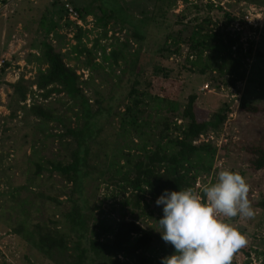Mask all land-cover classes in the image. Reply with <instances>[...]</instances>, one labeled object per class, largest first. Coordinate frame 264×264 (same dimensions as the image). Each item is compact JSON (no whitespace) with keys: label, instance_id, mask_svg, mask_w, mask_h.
<instances>
[{"label":"rangeland","instance_id":"obj_1","mask_svg":"<svg viewBox=\"0 0 264 264\" xmlns=\"http://www.w3.org/2000/svg\"><path fill=\"white\" fill-rule=\"evenodd\" d=\"M116 1L122 5L127 22L131 23L122 25L111 14L110 8L116 4L114 0H0V264H75L78 252L69 249L67 257L57 258V262L50 260L26 239L39 226L45 232L58 228L76 240L78 234L70 233L66 218L75 204L82 206L86 220L82 228L87 231L89 240L111 241L118 220L125 214L127 221H136L144 232L152 234L151 246L144 253L147 264H160L162 257L173 252L172 246L162 241L158 232L160 228L157 221L162 216V207L156 206L155 200L147 198L139 208L128 205L123 210V198L112 197L119 193L112 187L108 188L103 178L93 173L84 188L86 204L73 203L69 200L71 185L65 184L57 173H52L51 165L68 161L76 148L73 140L66 136L67 129L81 127L83 120L80 119L78 108L65 94L52 93L46 100L40 97L38 91L35 97L31 95L30 86L35 82L40 67L46 69L38 61L44 42L56 52H61L65 62L76 69L83 82L82 92L90 101L93 112L105 100L112 101L115 106L111 117H103V130L99 132L93 146L91 159L97 168L107 164L118 150L134 146L130 140L135 137L121 133L118 123L128 99L125 87L116 93L113 86L128 80L124 74L127 62L140 53H146L156 55L157 63L166 71L172 70L174 77L171 81L145 72L140 78L141 87L150 84L147 88L150 94L177 101L181 107L179 111L186 105L190 95H197L196 115L201 122L211 121L215 113L229 107L233 116H229L220 132L208 133L214 135L215 142L226 138L231 143L230 150L218 152L211 161L214 168L211 176L224 168L235 170L246 179L254 200L264 196V170L257 173L251 171L245 164V150L242 148L251 144V136L264 135V23L260 21L259 24L263 23V26L259 25L258 33L243 31V40L248 42L247 46L253 42L254 49L249 57L247 81L236 89L224 86V80L218 74H200L198 71L203 67L200 63H206L209 53L193 51L188 42L194 24L207 16L212 20L210 30L220 29L221 24L228 23L226 13L245 20L248 11L255 8L264 18V0H178L172 9L164 10L158 0ZM211 3L219 9L208 8ZM194 5L200 6L202 10L197 12ZM67 6L77 13L81 25L70 18ZM162 13L165 19H162ZM79 15L85 16L84 21ZM104 15L108 16L107 19L100 22L99 19ZM185 16L186 19L183 18ZM144 17L157 18L165 25L160 28L155 22L153 27L150 24L147 29H142L140 20ZM195 17L198 20H194ZM73 24L86 28L87 34L79 32ZM235 24L234 28L238 26L241 29L240 25ZM134 26L143 32V42L133 39ZM166 27L174 32L173 39L167 42L170 52L158 56L157 50L169 33V30H164ZM105 31L107 37L102 38ZM98 38L101 39V49L106 48L108 53L115 51L120 56L117 64L104 65L112 67L104 73L91 71V67L85 65L88 59L101 62L100 49L94 50V42ZM78 46L91 50L92 54L80 56L74 53L73 48ZM6 64L9 66L3 73L1 70ZM177 64H194L195 70L178 75ZM19 80L25 82V89L28 90L27 100L23 103L14 93L13 86ZM35 89L32 87L33 92ZM241 102L250 103L260 110L257 114L248 115L239 110ZM33 105L41 107L49 115L48 121L32 113L30 108ZM176 134L174 132L173 136ZM238 144L240 148L236 151L235 146ZM35 162L40 163L41 171H38ZM212 181L213 177L204 175L199 182L200 187L195 185L194 192L202 195V186ZM73 198L77 199L76 196ZM27 199H32V202L26 209ZM253 210L251 218L228 219L247 241L245 246L233 253L231 264H259V260L264 258V212ZM22 221L24 227L20 225ZM83 246L87 247L88 244L84 243ZM71 253L75 255L70 256ZM123 261L122 256L106 262L104 259L88 257L85 264H121Z\"/></svg>","mask_w":264,"mask_h":264},{"label":"trees","instance_id":"obj_2","mask_svg":"<svg viewBox=\"0 0 264 264\" xmlns=\"http://www.w3.org/2000/svg\"><path fill=\"white\" fill-rule=\"evenodd\" d=\"M158 1L162 9H172L178 0ZM114 2L116 4L110 8L111 14L119 19L122 25L131 23L127 22V15L122 5L117 3L116 0ZM193 8L197 12L202 10L200 6L196 5ZM208 8L219 9L218 6L213 4ZM77 11H80V9ZM225 15L228 23L221 24L220 29L217 30L209 29V25L212 23L209 16L194 24L188 42L191 43L192 47L190 49H193V51L202 53L206 51L209 53L206 63H200L203 66L198 71L200 74L205 75L208 72L218 74L219 78L224 80V86L236 89L247 81L249 57L254 49L253 42L247 46L248 42L243 40L245 36L243 31L254 34L258 33L259 30L249 29L243 18L239 19V17L230 16L228 13ZM107 17L104 15L99 21L105 22ZM161 17L165 19V14L162 13ZM79 18L84 21L85 16L79 15ZM183 18L186 19V16ZM194 20H198V18L195 17ZM155 22L160 28L165 25V23H160L157 18L144 17L140 20V28L147 29L146 27L150 24L153 27ZM234 24L240 25L241 30L238 31L234 28ZM73 25L79 32L87 34L86 28ZM165 29L169 30V33L157 50L158 56L163 55V52H170L167 42L173 39L174 32L168 27ZM101 37L106 38L107 31ZM133 39L137 42H143L144 40V34L137 26H134ZM100 40L98 38L94 42V50L98 51L100 49L101 62L88 59L85 65L91 67V71L104 73L106 69L112 68L104 67V65L107 63L117 64L120 56L115 51L108 53L106 48L101 49ZM80 48V46L74 47L73 52L80 56L92 54L91 50ZM41 52L42 55L38 58V61L46 69L40 67L35 82L30 86L31 95L35 97L38 91L41 93L39 94L40 97L46 100L52 93L65 94L78 108L80 119L83 120L81 127L67 129L66 136L70 137L76 146L69 160L51 165L52 173H57L65 184L71 185L72 192L69 198L71 202L77 201V203L86 204L84 188L93 173L97 177L103 178L108 188L112 187L114 191L119 193L112 197L123 198L121 207L123 210H126L125 207L128 205L139 208L147 198L156 200L165 189L191 188L194 191L195 185L200 182L204 175L205 177H213V181L215 180L217 172H214L211 176L214 171L211 161L218 152L221 153L222 151L223 153L225 150H230L231 143H228L226 138H222L226 142H222V140L215 142L214 135L208 133L220 132L229 116H233L228 106L215 113L211 121L201 122L196 115L197 95H190L186 105L179 111L181 107L177 101L150 94L147 90L150 84L144 88L141 87L143 84L140 78L143 77L142 75L145 72H151L155 77L161 76L171 81L174 78L173 72L172 70L166 71L164 67L160 66L157 63L158 58L156 55L140 53L127 62L124 74L128 76V80L121 82V84L117 82L113 86L116 93H119V89L125 87L124 91H126L128 99L123 108L124 114H120L118 123L120 124L121 133L135 137L130 140V142H134V146L128 147L127 150H118L115 156L109 158L107 164L97 168L96 165L92 164L94 160L91 159L93 146L98 139L99 132L103 130V117H111V114L115 111V106L112 101L105 100L103 104L100 102L97 110L93 112L90 101L86 99L82 92L83 82L80 81V76L75 68L70 67L65 62L64 55L61 52H56L46 42L43 43ZM202 53L199 55L201 56ZM177 65L179 68L178 75L193 73L195 70L194 64L190 66L187 64ZM8 66L9 64H6L1 71L5 73ZM23 80H19L13 86L14 93L20 97L22 103L26 102L28 97V90L25 89ZM32 87L36 88L35 92H33ZM30 110L33 114L48 121L49 115L45 114L41 107L33 105ZM239 110L251 115L250 113L257 114L260 109L250 103L241 102ZM164 112L166 115H163ZM75 116L77 117L78 114ZM179 121H181L180 124H178ZM174 132L177 134L173 136ZM249 140L252 141L251 144L242 147L245 150V164L254 173L263 171L264 135L262 137L261 134L251 136ZM239 148L240 144L235 146L236 151ZM241 150L240 152H242ZM35 164L38 171H41L42 166L40 163L35 162ZM74 196L77 199H74ZM247 198L253 209L264 212V196L254 200L255 197H253L252 191H248ZM51 200L54 199L51 198ZM31 202L32 199L26 200V209ZM26 214L28 215V213ZM66 218L70 233L78 234L76 240H73V236L70 237L58 228L49 229L45 232L39 226L26 239L50 260L57 262V258L67 257L68 254L66 253L70 249L72 252H78V260L75 264H85L88 257L89 259L91 257L97 260L104 259L106 262L119 256L124 258V261L120 262L121 264L148 263L144 253L151 246L152 234L144 232L141 225L136 221H127L125 214L121 220H118V227L113 234V239L106 243L87 238V231L82 228L86 224L82 206L75 204ZM20 225L24 227L23 221ZM35 237H38V239L35 240ZM84 243H87L88 246L84 247ZM75 253L69 255L73 256ZM246 255L248 258L251 257L249 253ZM254 261L257 262L255 259ZM259 264H264V258L259 260Z\"/></svg>","mask_w":264,"mask_h":264},{"label":"clouds","instance_id":"obj_3","mask_svg":"<svg viewBox=\"0 0 264 264\" xmlns=\"http://www.w3.org/2000/svg\"><path fill=\"white\" fill-rule=\"evenodd\" d=\"M248 191L246 179L227 168L202 186V195L191 188L163 190L155 200L162 207L158 232L173 252L160 264H231L233 253L247 241L228 219L254 215Z\"/></svg>","mask_w":264,"mask_h":264},{"label":"built area","instance_id":"obj_4","mask_svg":"<svg viewBox=\"0 0 264 264\" xmlns=\"http://www.w3.org/2000/svg\"><path fill=\"white\" fill-rule=\"evenodd\" d=\"M254 9V10H253ZM67 10L70 14V18L74 21H77L79 25H81V22L78 21V18H77V13L74 12V10L72 8H70L69 6H67ZM253 11H248V14L244 17V21L246 22L247 24V27L249 29H254V30H260L259 29V25L263 26V23H264V18H262V15L260 12L256 11L255 8H252ZM261 22H263L262 24H259ZM262 28V27H261ZM237 30L240 31L241 29L238 28L237 26ZM255 34V33H254ZM206 89L208 90V86H206ZM196 187L199 188L200 187V183L197 182L196 184ZM196 190H200V189H197ZM201 195V194H200Z\"/></svg>","mask_w":264,"mask_h":264}]
</instances>
